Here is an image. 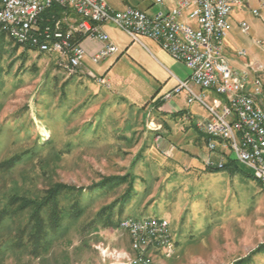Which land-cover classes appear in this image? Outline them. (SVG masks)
Listing matches in <instances>:
<instances>
[{
    "label": "rangeland",
    "instance_id": "1",
    "mask_svg": "<svg viewBox=\"0 0 264 264\" xmlns=\"http://www.w3.org/2000/svg\"><path fill=\"white\" fill-rule=\"evenodd\" d=\"M259 1L250 0L243 21L249 32L240 29L231 38L233 51L251 54L250 39L264 45L251 9ZM254 58L264 64V52ZM65 61L0 38V208L9 207L13 194L41 197L56 183L88 191L106 179L132 176L109 192L86 194L85 215L67 219L41 257L13 246L21 220L8 215L0 227V264H121L140 257L132 231L120 222L105 224L111 209L100 211L112 204L115 222L168 221L173 245L147 244L150 264H233L264 247V186L256 173L210 150L205 140L192 141L199 135L183 130L190 125L183 117L165 118L167 129L151 119L160 117L150 103L159 87L125 54L104 75L111 88L83 66L82 74L68 75ZM210 161L218 168H208ZM251 264H264V251Z\"/></svg>",
    "mask_w": 264,
    "mask_h": 264
},
{
    "label": "built area",
    "instance_id": "2",
    "mask_svg": "<svg viewBox=\"0 0 264 264\" xmlns=\"http://www.w3.org/2000/svg\"><path fill=\"white\" fill-rule=\"evenodd\" d=\"M154 1L160 8L149 13L136 6L116 10L108 0H0V27L6 28L20 43L66 59L61 66L70 76L83 73L80 68L89 55L82 39L104 43L89 55L95 65L120 52V47L102 29L104 23L114 24L139 43L143 38L156 40L190 70V76L179 79L163 99L185 90L189 103L198 102L209 113L196 122L198 130L207 137L209 149L221 151L223 157L233 156L234 161L246 165L264 183V64L250 59L243 68H237L224 51L229 18L244 0H175V6L168 8L164 7V0ZM54 6L62 11V16L53 17L51 25L42 26L44 13ZM253 13L260 15L258 9ZM187 16L194 23L186 21ZM240 27L244 33L249 32L246 22H241ZM238 55L246 57L247 51L241 49ZM88 74L106 88L111 87L104 75L91 70ZM196 88L213 91L221 98L209 102L206 94ZM207 166L218 168L211 161ZM125 227L133 229L135 248L142 255L121 264H148L147 242H155L162 249L173 245L167 240L168 232L162 222L131 221ZM143 245L146 247L142 248Z\"/></svg>",
    "mask_w": 264,
    "mask_h": 264
},
{
    "label": "crops",
    "instance_id": "3",
    "mask_svg": "<svg viewBox=\"0 0 264 264\" xmlns=\"http://www.w3.org/2000/svg\"><path fill=\"white\" fill-rule=\"evenodd\" d=\"M164 1V7L167 8L173 7L176 4L175 0ZM108 2L111 7L116 10H124L128 6H136L149 13H153L160 8L154 0H108ZM252 5L253 4L250 2V0H244V4L242 6L236 7L229 18V32L225 40L224 51L226 57L228 58L232 66L236 67L232 63L233 60H236V63L240 65L237 68H243L244 64L248 60L256 59L254 57L257 55L258 52H264V45L256 39H250L251 41H245L246 44L251 47V54L247 53L246 57L239 56V50L233 51L232 48L231 38L233 36H238V32L241 29L240 24L246 19L245 12L250 9ZM258 6L259 7L251 8L252 12L255 9H258L260 12V15L258 16L260 22L254 23L253 26L254 30L256 29L257 33L260 32L259 34L264 36V1L260 0ZM185 20L194 23L188 18V16L185 17ZM102 29L106 33H108L110 39L120 47V52L117 55H114L113 57L101 62L100 64L95 65L91 62L89 55L102 48L104 43L98 40L82 39V43L86 47L89 54L83 64L84 71L91 70L98 75L106 76L111 71L112 67L115 65L117 60L123 54H125V58L131 59L133 61L131 62L133 63L135 68L140 70L141 77L145 78L148 83L159 87L156 94L152 97L150 103L152 104L153 109L158 111L160 117L151 119L156 120L160 123L161 126L164 125V127L166 128V122H164L165 118L183 117L184 121L190 122V125L186 124L183 130L188 131V134H193V132H196L197 135H199L195 137H192L191 135L190 139L194 142H198L199 139H202L205 140V142L207 143L206 135H204L196 127V122L199 118H206L209 116L207 109L203 107L200 103H189L188 93L185 90L173 95V97L168 100L163 99L164 94L171 91L177 85L179 79L185 80L190 76V70L187 65L183 62L174 59L167 51L162 48L160 43L156 40L150 38H143L142 43L133 41L132 38L126 32L119 29L112 23H104L102 25ZM229 53L232 55V59L230 58ZM196 89L198 92H203L204 94H206L207 100L209 102H213L215 99L221 98L213 91L202 90L200 88ZM169 134L170 132L167 135ZM172 144H174V142H172ZM169 146L174 148L177 147L181 151H188L185 148V145ZM217 152L221 156H223L221 154V151Z\"/></svg>",
    "mask_w": 264,
    "mask_h": 264
},
{
    "label": "trees",
    "instance_id": "4",
    "mask_svg": "<svg viewBox=\"0 0 264 264\" xmlns=\"http://www.w3.org/2000/svg\"><path fill=\"white\" fill-rule=\"evenodd\" d=\"M61 13L62 11L56 6L47 10L41 20L42 26L51 25L54 21L53 17L60 16ZM7 36L18 44L19 47L22 46L28 48L30 51L45 53L30 44L18 42L6 28L0 27V38ZM15 159L14 157L6 163L13 162ZM130 176H132L131 173H128L119 180L106 179L99 185L91 187L88 191H84L85 189L81 187L65 183H56L47 189L46 194L41 197L32 198L13 194L8 201L9 207L4 206L0 208V227L4 219L10 214L11 216L19 218L21 223L18 226L17 238L13 246L27 248L30 255L41 257L49 251L53 240L56 238L55 235L62 230L67 219L78 220L85 215L86 205L82 204V200L86 194L90 195L96 189L98 191L103 190L104 193L109 192L127 181ZM128 200V196H125L121 202L123 204ZM121 202L119 203L120 206ZM112 207L113 204L104 207L100 211V213H104L106 210L111 209L109 213H106L108 215L106 216L105 224L119 223L121 220L115 222L116 214ZM27 211H30V214L24 217ZM262 251H264V247L260 246L248 257L239 259L233 264H251L255 255Z\"/></svg>",
    "mask_w": 264,
    "mask_h": 264
},
{
    "label": "bare ground",
    "instance_id": "5",
    "mask_svg": "<svg viewBox=\"0 0 264 264\" xmlns=\"http://www.w3.org/2000/svg\"><path fill=\"white\" fill-rule=\"evenodd\" d=\"M263 186H264V183H263ZM131 221H134L135 223H139V224H161V222H162L164 229L166 230V232H168L167 233V240L171 241V234H170L169 224H168V221L167 220H165V219H159V218H142V219H137V218H131L130 217V218H124V219H122L120 221V223H119L120 224V227L122 229H129V230H127V232L129 231V233H130V231L133 232V229H131L130 227H125V224L128 223V222H131ZM130 234H132V233H130ZM133 234H134V232H133ZM149 243H150V245L152 244V245H155L157 247H161V245H158L155 242H147V244H149ZM134 246H135V242H134ZM136 259H132L131 261H134ZM147 262H148V264L151 263L150 257H147Z\"/></svg>",
    "mask_w": 264,
    "mask_h": 264
}]
</instances>
